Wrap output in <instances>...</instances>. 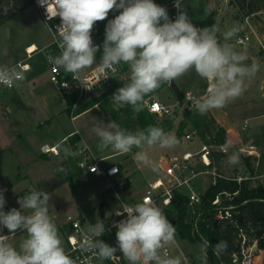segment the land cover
I'll return each instance as SVG.
<instances>
[{
	"label": "clouds",
	"instance_id": "1",
	"mask_svg": "<svg viewBox=\"0 0 264 264\" xmlns=\"http://www.w3.org/2000/svg\"><path fill=\"white\" fill-rule=\"evenodd\" d=\"M50 3L51 0H41L48 18ZM175 7L179 11L172 20L167 8L154 0H55L52 18L58 16L60 23L55 27L53 39L59 53L49 54L47 60L55 69H63L75 79L91 67L114 76L121 66L127 65L128 82L111 97L115 111L125 106L136 113L142 111L147 95L192 71L208 84L206 94L192 100L196 112L203 115L226 107L243 95L245 79L257 74L259 64L245 63L246 54L227 42L237 36V27L223 33L222 43L215 26L200 28L192 23L182 10V0H175ZM0 10L7 12L3 5ZM113 11L119 14L107 20L102 53L97 61L101 46L93 41L94 25L105 21ZM23 78L18 67L0 65V85L12 87ZM91 132L99 140L98 150L129 154L136 149L134 159L153 171L158 169V163L149 151L155 147L173 148L178 143L175 136L159 126L149 125L132 132L115 120L94 126ZM229 161L237 163L238 156L233 154ZM4 191L0 189V264H76L49 215V193L31 188L18 200L19 209L5 211ZM125 213L126 218L114 224L117 246L100 239L106 231L101 221L84 229L78 249L94 253L100 261L113 258L119 251L128 264H183L181 256L169 255L166 250L176 242L175 228L160 207L145 199L117 211V215ZM4 228L10 234L26 235L17 246L9 242V235L2 234ZM220 245L227 246L224 241Z\"/></svg>",
	"mask_w": 264,
	"mask_h": 264
},
{
	"label": "rangeland",
	"instance_id": "2",
	"mask_svg": "<svg viewBox=\"0 0 264 264\" xmlns=\"http://www.w3.org/2000/svg\"><path fill=\"white\" fill-rule=\"evenodd\" d=\"M172 1L175 3V0ZM154 2L167 8V0H154ZM229 2L230 0H182V10L186 11L192 23L197 27L202 20L210 15L211 10L215 11L212 20L213 26L218 30L217 33L222 35V33L228 29L237 27L239 29L237 36L233 37L229 42L237 51L246 54L247 60L245 63H254L253 57L257 58L258 61L256 63L259 64V71L254 77L245 79L246 90L243 95L229 102L225 110L223 108L216 110L219 114L224 115L228 126H234L239 132L241 130L243 131V124L246 123L251 132L261 135L264 147V10L247 16L236 6L230 5ZM9 8H12V6L9 5ZM176 10V15H178L179 10L177 8ZM115 15H118V12H110L108 18L105 21H101L102 26L105 28L107 20L113 19ZM247 32H253L255 34H253L251 40L243 46L238 45L237 38ZM52 41V35L41 19L37 7L31 4L10 20L0 25V60H17L22 58L23 61H26L29 66L32 67L31 72L23 73L24 78L31 77V75L49 77V66L44 54V49L49 47ZM31 42L37 45L38 51H36L31 58L27 59L25 46ZM128 74H130L129 68ZM204 82L206 81L192 71L175 80L174 85L181 92L186 93L191 92L195 87L200 86ZM206 86V84H203L199 89V93L202 92V89L208 87ZM154 95L155 94L146 97L145 101L148 99H157ZM164 95H166V97L162 98L164 104H172L175 107L179 105L184 107V105H186L183 102H178L176 94L170 86L165 89ZM194 109L195 108L192 107V110ZM177 112L178 115H174L172 118H158L155 116V119L159 125L162 121L170 119L172 121V128L167 133L175 136L178 141V138L181 137L184 132L188 131L189 127L184 129L181 135L179 134L178 128L184 115H182V109ZM101 115L94 109L85 113L75 122L79 130H81L83 137L85 138V136H87V138H85L87 144L90 146L91 152L95 155L112 152L110 149L104 151L98 150L97 145L99 140L91 132L92 127L103 126L108 122V120ZM7 116L10 117V113L6 108L5 115L0 112V189L5 190L4 196L6 203L4 210L8 211L7 208L9 207L19 209L20 204L18 200L21 199L23 195L27 194L31 188L48 192L51 196L49 201V215L56 223L64 247L67 250L63 225L68 215H78L87 221H93L96 217L101 215V209H103L104 214H107L111 210L112 205H115V201L110 196L109 190H107L108 187H106L108 182L105 179L97 178L93 175H79L78 171H76L77 161L74 154V146L70 144L69 141L64 143L61 141L62 135L65 132L74 129L73 123L67 112L63 113L61 116H57L55 123L50 129H47L48 131L44 129L38 132L36 131L39 136H41V142H45L46 139H48L53 142H59L58 145L63 143L61 146L63 150L62 153L56 156L49 154V158L45 159L38 152L36 157H34L32 161H29V165L27 166L24 165V162L26 163L27 158L33 157L32 152H34L35 145L31 143L32 137L18 139L13 143V125L5 119ZM124 118L127 117H121V124L127 123L129 131L135 132L139 129L136 120ZM179 119H181L180 122ZM248 144H255V138L244 133L243 143L239 142L237 144L225 146V156L220 158L216 163V166L220 167V172L222 174L226 176L249 175L243 163V158H245L247 154L241 151V149L246 148ZM200 147L201 141L195 138L193 141L187 143L178 141L173 148L161 149L155 147L151 149L149 155L158 163V169L156 171L139 164L134 159L133 153L136 149H133V153L127 155L125 160L122 156H110L105 158L102 164L110 165L121 162L123 170L121 174L127 175L128 173L131 179L129 188L133 195L139 197L151 182L157 177L162 176V165L164 164L166 156L181 155L185 151L195 152L199 150ZM233 154L238 156V162L235 164L229 161V157ZM66 162H69L72 170L70 175H66L64 170V163ZM253 164L254 174H256L255 159L253 160ZM196 165L198 168H202L200 162H196ZM211 182L212 176L210 174H203L195 177L190 183V187L191 190L198 195H203ZM252 184L255 185L254 183ZM25 191L26 193H24ZM181 192L188 194L190 189L184 186ZM97 198H101L102 201L98 203ZM189 216L190 215L187 216L188 221L190 220ZM2 234L9 235V242L17 246L26 235L22 232L10 234L6 228L3 229ZM193 237L195 238L193 242L178 236L176 237L179 248L188 257V264H209L206 255L208 246L206 243L207 241L204 242L200 238H197V236ZM170 246L173 251V256H180L179 250L175 248L174 244ZM183 264H185L184 261Z\"/></svg>",
	"mask_w": 264,
	"mask_h": 264
},
{
	"label": "built area",
	"instance_id": "3",
	"mask_svg": "<svg viewBox=\"0 0 264 264\" xmlns=\"http://www.w3.org/2000/svg\"><path fill=\"white\" fill-rule=\"evenodd\" d=\"M33 4L37 7L40 17L47 26L49 32L52 35L55 31V27L60 23V18L55 16V0H51L49 11L50 17L46 12V7L41 4V0H32ZM119 14V13H118ZM102 28L101 21L94 25L92 32V37L97 33L99 29ZM253 32H247L237 38L238 45H244L251 40ZM103 41L96 43V45L101 46L102 49ZM58 49L56 41L53 39L52 44ZM37 51V49L29 50L26 48V58L29 59ZM47 56L51 54L48 47L44 49ZM59 51V49H58ZM98 53V52H97ZM97 55V54H96ZM49 66V81L56 87V89L61 93L62 96H72L76 94L77 98L72 103L69 104V111L71 119L77 116V111L84 98L90 95H102L107 93L113 85L115 78L120 77L125 71L126 65L121 66L116 74L113 76L111 72H105L95 67L89 72L80 74L79 79L73 78L72 74H67L63 69H55L52 64L47 60ZM14 66L18 67L23 73L30 69L29 64L26 61H19ZM171 84V83H170ZM15 85L12 87H5L0 85V90L3 89H14ZM117 89L112 90L108 94V98L111 100L112 95ZM195 96L191 92L185 93V98L182 101L186 105L184 107L164 104L158 99H148L146 100L148 110L158 118H172L176 109H182L184 112L186 110H192V100ZM246 126V124H245ZM198 138L195 130H188L184 132L178 141L181 143H187ZM226 145L212 146L201 142V147L199 150L185 151L181 155H168L164 160L162 165L163 174L161 177H157L153 182H151L142 194L138 197L132 194L129 188L130 179L128 176L120 177V167L117 164L103 165V158H96L91 154L90 148L85 146L80 151L79 155H82L80 159L77 160L76 168L81 174L93 175L97 178L105 179L108 182V189L110 196L114 199L115 205L113 204L111 210L103 216L100 215L96 217L93 221H87L80 216L68 215L66 221L63 225L67 252L76 261V264H128V262L123 258L122 254L117 251L116 256L111 259L100 261L94 253H83L78 249V244L81 237L84 234V229L90 225L97 222H103L105 224V233L100 237L105 243L110 246H117L116 242V231L114 227L115 223L126 218V213L124 215H117V211H121L125 205L134 206L135 204L148 199L154 202L158 207H160L167 217V211L171 213L175 212L174 202L176 199L175 192H181L184 186L190 189V192L186 194L188 197V210H189V223L192 227V236H197L204 242L205 238L199 232L198 223L203 213L201 211L202 206V195H198L193 190H191L190 183L195 177L203 174H210L212 176L213 182L217 177L232 178L236 179L238 182L245 179L256 178V175H251L247 166L244 164L249 175H237V176H226L218 171L215 163L212 159L213 151L226 152ZM57 145L48 146L43 145L41 151L43 154H54L57 155L58 149ZM245 152L246 157H251L253 159L259 158L260 153L258 148L254 144H248L246 148L241 149ZM115 154H122L116 152ZM196 162L202 164V168H198ZM95 168L96 170L93 171ZM113 169L117 171L113 172ZM237 195V192L229 193L224 191L223 193L217 194L211 201V216L214 227L217 229H223L225 225H230L235 227L236 233L233 241L234 251L230 254V258L233 264H264V246L260 245V241L264 244V228L260 227V233L254 232L253 229H249L250 225L242 226L240 224V219L237 217L239 211L237 210L240 205L234 204L233 197ZM124 196V197H123ZM243 204V203H241ZM14 207H9L10 210ZM169 221V219H168ZM170 222V221H169ZM173 225V222H170ZM174 227V226H173ZM175 228V227H174ZM249 230V231H248ZM180 237L175 229V240L176 237ZM207 244L208 241L206 242ZM175 248L179 250L180 256L183 258L185 264H188V257L179 248L177 241L174 243ZM167 252L169 255L173 256V251L171 246L167 247Z\"/></svg>",
	"mask_w": 264,
	"mask_h": 264
},
{
	"label": "trees",
	"instance_id": "4",
	"mask_svg": "<svg viewBox=\"0 0 264 264\" xmlns=\"http://www.w3.org/2000/svg\"><path fill=\"white\" fill-rule=\"evenodd\" d=\"M33 4L32 0H0V5H3L7 8V12L4 13L0 10V25L10 20L20 11ZM230 5L236 6L244 14L252 15L256 12L264 10V0H230ZM9 5L12 8H9ZM167 10L169 17L172 20H175L176 8L174 7V2L169 0L166 2ZM215 15V11L211 10L210 15L202 20L199 24L200 28L211 27L213 26L212 18ZM218 39L223 43V39L220 34H216ZM105 30L103 28L99 29L97 33L93 36L94 43H99L104 41ZM54 45L48 47L49 52L53 55ZM101 51L98 55H101ZM128 79H122L117 77L113 81L112 88L101 96H98L85 105L81 106L77 114L91 108L95 104H99L103 112L107 113L112 117L113 120L119 121L121 117H132L135 116L139 129H144L149 125L159 126L164 129L165 132H168L172 128V121L166 119L162 121L159 125L155 119V115L152 114L145 102V98L159 92L162 88L167 86L166 84L161 85L154 93L147 95L144 98L143 110L136 113L132 110L131 107L125 106L119 111L113 110L112 100L108 98L110 91L122 87L124 83H127ZM76 94L68 98V102L72 104L76 100ZM189 127V130H195L199 140L202 143L212 145V146H221L226 145V130L224 127L218 125L214 117L208 111L207 113L201 115L196 112V110H186L184 112V117L179 125V134L181 135L184 129ZM255 144L260 145L259 137L255 138ZM60 146V145H59ZM225 153L222 151H213L212 159L216 163L220 158L224 157ZM253 158L245 157L243 158V163L247 166L251 175H254V164ZM217 167V166H216ZM220 172V167H217ZM72 180V179H71ZM73 183V182H71ZM71 185V184H70ZM224 191L229 193L237 192V195L233 197V203L240 205L238 207L239 213L237 217L240 219V224L242 226L250 225L249 229H253L254 232L260 233V227L264 228V186L261 184L253 185L252 179L248 178L238 182L236 179L217 177L215 181L209 185L204 194L202 195V206L201 211L203 213L202 217L199 220L198 228L199 232L208 241L207 246V260L209 264H233L230 258V254L234 251L233 241L235 238L236 229L230 225H225L223 229H217L214 227L211 216V201L214 197L223 193ZM175 202L174 208L175 212L171 213L167 211V216L170 222H173V226L178 232L180 238L187 239L189 241H194L195 238L192 236V227L187 216L189 215L188 210V197L182 192H175ZM243 203V204H241ZM101 215H104L103 209H101ZM249 231V230H248ZM226 242V247L220 245V242ZM218 245H220L218 247ZM260 245L264 246L263 242L260 241Z\"/></svg>",
	"mask_w": 264,
	"mask_h": 264
},
{
	"label": "crops",
	"instance_id": "5",
	"mask_svg": "<svg viewBox=\"0 0 264 264\" xmlns=\"http://www.w3.org/2000/svg\"><path fill=\"white\" fill-rule=\"evenodd\" d=\"M174 7H175V3H174ZM176 14H177V10H176ZM176 16L177 15H175V18H176ZM102 28L105 30L104 26H102ZM223 33H222V35L220 34L222 39H223ZM223 42H225V41L223 40ZM227 42L230 43L229 41H227ZM29 46H35V48L37 49V45L34 42H31L30 44H27L25 46V50ZM52 53H53V55H57L59 53L56 46L53 47ZM98 53L96 55L97 61H99V59H100V55H98ZM44 54H45V51H44ZM45 56H46V54H45ZM253 58H254L253 62L256 63L258 61L257 58H255V57H253ZM19 61H23V59L22 58L17 59V60L16 59H11V60L9 59L6 61L0 60V65H14ZM93 68H95V67L85 69L81 74L87 73ZM31 71H32V67H30V69L26 72H31ZM49 72H50V70H49ZM67 74H70V73H67ZM120 78L129 79L127 65H126L125 71L120 76ZM173 83H174V81H173ZM203 84H206L208 86L207 82H204ZM203 84H201L198 87H195L191 91V93L195 96V98H198V97L206 94L207 88L202 89L201 90L202 92L199 93V89L201 88V86ZM168 86H170V88L172 89V85L167 84V86H165L160 92L155 93V95H154L155 98H157L158 100L163 102L162 98L166 97V95H164V94H165V89ZM197 93H199V94H197ZM98 96H101V95H90V96L84 98L83 101L81 102L79 108L81 106L85 105L86 103H88L89 101H91L92 99L98 97ZM69 97L70 96H67V97L62 96L61 93L56 89V87L49 81L48 76L47 77H39V76L31 75V77H25L22 80L17 81L14 89L0 90V112H1V114L5 115V109L7 108L9 110L10 117L7 116V117H5V119L8 120V122H10V124L13 125V128H12L13 143L15 142V140H18V139H24V138L27 139V138L32 137L31 143L35 145L34 146V152H32L33 157L27 158L26 163L24 162V165H26V166L29 165V161H32L34 159V157H36L38 152L41 154V156L43 158H45V159L49 158V154H43L41 151V147L43 145H48L50 147L57 145V149H60V150H58V152L61 154L63 151L61 146L66 141H69L70 144H72L74 146V154H75V158L77 161L82 156V155L78 154V151H80L85 146H88L89 148H90V146L87 144V140L85 139V138H87V136H85V138L83 137L81 130H79V127L75 123L76 120L79 119L80 117H82L85 113H87L91 110H94V109L97 110V112L100 113V115L102 114L101 116L106 118L108 120V122L113 120L110 115H108L107 113H105L101 110V108L99 107V104H95L91 108H88L87 110L81 112L80 114H77V116L74 119H71L70 111H69V104L70 103L68 102ZM169 105H172V104H169ZM255 106H257V105H255ZM177 109H176V112L174 113V115H178ZM223 109L225 110V107H223ZM65 112H67V114L69 115V118L73 123L74 129H72L68 132H65L62 135L61 141L63 143L59 146L58 145L59 142H56V141L53 142V141L48 140V139H46L45 142H41V140H40L41 136H39V134L37 132L41 129H44V130L50 129L53 126V124L55 123V121H56L55 119H57V116H61ZM209 112L214 117L216 123L218 125L224 127V129L226 130V145L237 144L239 142L243 143L244 133L249 134V135H251V137H254V138L259 137L260 145L259 146H257L256 144H254V145L257 146L258 151L261 155L258 159L255 158V161H256L255 171H257V173L255 174L256 178L254 180H252L253 181L252 183H254L255 185L261 184L264 186V147H263L261 135L258 133H255V132H251L246 123L243 124V127H242L243 131L241 130L239 132L234 126H228L226 123V120L224 118V115L219 114V112H217L216 109L210 110ZM263 112H264V110H263ZM182 115H184V111H183ZM250 117H253V116H250ZM130 118L136 120L135 116L127 117L124 119H130ZM180 120L181 119H179V122H180ZM136 122H137V120H136ZM117 123L120 126H122V128L129 130V128L127 127V125H128L127 123L121 124L122 119H120ZM245 124H246V126H245ZM137 126H138V123H137ZM244 129H246V130H244ZM37 137H38V139H37ZM90 151H91V149H90ZM115 153L116 152L112 151L110 153L95 155L91 152V154L94 157L99 158V159L103 158V160L107 157H110V156H113V157L114 156L115 157L116 156H122L123 159L125 160V157L127 155L131 154V153H129V154H118V155H116ZM54 156H56V155H54ZM114 164L119 165L121 172H123L122 167H121V164H122L121 162L114 163ZM76 171H77V168H76ZM78 174L80 175L81 173L78 172ZM81 175H84V174H81ZM119 176L120 177L128 176V173H127V175L126 174L122 175L120 173ZM128 178H129V176H128ZM130 182H131V179H130ZM107 185L108 184H106V187H107ZM130 185H131V183H130ZM130 191H131V189H130ZM24 193H26V191ZM101 201H102L101 198H97L98 203H100Z\"/></svg>",
	"mask_w": 264,
	"mask_h": 264
},
{
	"label": "water",
	"instance_id": "6",
	"mask_svg": "<svg viewBox=\"0 0 264 264\" xmlns=\"http://www.w3.org/2000/svg\"><path fill=\"white\" fill-rule=\"evenodd\" d=\"M169 0H167L168 2ZM171 85H172V89L174 90L175 94H176V97L178 99V102H182L185 98V93L184 92H181L175 85L173 82H171ZM179 111V109H177ZM60 150V149H58ZM64 170H65V173L66 175H70L72 173V170H71V167H70V164L69 162H66L64 163ZM258 264V263H257Z\"/></svg>",
	"mask_w": 264,
	"mask_h": 264
},
{
	"label": "bare ground",
	"instance_id": "7",
	"mask_svg": "<svg viewBox=\"0 0 264 264\" xmlns=\"http://www.w3.org/2000/svg\"><path fill=\"white\" fill-rule=\"evenodd\" d=\"M28 48H29V50H34V49H36L35 46H29ZM56 149H57V148H56Z\"/></svg>",
	"mask_w": 264,
	"mask_h": 264
}]
</instances>
